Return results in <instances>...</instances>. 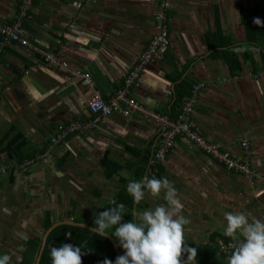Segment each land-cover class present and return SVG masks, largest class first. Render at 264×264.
<instances>
[{
	"label": "crops",
	"instance_id": "obj_1",
	"mask_svg": "<svg viewBox=\"0 0 264 264\" xmlns=\"http://www.w3.org/2000/svg\"><path fill=\"white\" fill-rule=\"evenodd\" d=\"M21 1L0 0V28L15 21ZM161 2L34 0L20 20L28 45L6 46L0 35V148L10 149L0 153L5 169L0 174V256L9 255V264L21 263L27 243L40 238L46 213L60 221L58 209L70 204L76 215L84 208L90 212L86 224L94 222L141 170L143 177L167 178L177 189L182 214L190 221L184 231L190 248L215 249L208 243L228 238L225 213L264 220V41L247 44L244 38V26L253 18L261 20L264 36V0H169L164 57L147 64L127 91L129 99L173 120L180 111V85L204 83L193 105L194 123L207 142L234 157H242L238 142L246 139L253 179L207 165V157L181 139L164 162H157L160 139L152 120L113 114L95 122L89 112L94 92L109 102L124 88L154 35ZM219 49L234 52L243 66L238 75L227 66L233 56L228 61L212 56ZM43 54L66 68L48 66ZM83 74L92 86H82ZM87 123L93 126L88 129ZM72 124L82 126L52 143ZM112 164L119 170L108 175ZM164 203L146 195L134 208L151 210ZM229 257L217 253L215 264H227Z\"/></svg>",
	"mask_w": 264,
	"mask_h": 264
},
{
	"label": "clouds",
	"instance_id": "obj_2",
	"mask_svg": "<svg viewBox=\"0 0 264 264\" xmlns=\"http://www.w3.org/2000/svg\"><path fill=\"white\" fill-rule=\"evenodd\" d=\"M253 23L262 26L258 18ZM126 190L134 205H139L146 195L165 203L151 210L133 208V219L122 223L125 206L113 200V207L96 216L92 232L113 236L124 251L115 264H196L197 249L188 247L184 236L190 221L182 214L184 206L174 185L167 178L150 179L145 175L142 180L129 182ZM224 220V235L233 242L227 264H264V220L252 217L250 222L243 212L225 213ZM21 227L26 224L22 222ZM109 229L114 232L109 234ZM83 254L81 247L71 244L51 247V264H82ZM10 260L9 255L0 256V264H9ZM103 264L113 262L105 259Z\"/></svg>",
	"mask_w": 264,
	"mask_h": 264
},
{
	"label": "built area",
	"instance_id": "obj_3",
	"mask_svg": "<svg viewBox=\"0 0 264 264\" xmlns=\"http://www.w3.org/2000/svg\"><path fill=\"white\" fill-rule=\"evenodd\" d=\"M33 1L34 0H22L20 11L15 21L10 25L2 26L0 28V35L4 45L19 44L23 47L28 45L23 36V32L20 29V20L23 17H26V13ZM169 9V0H162L158 11L154 15V35L149 40L146 49L143 51L138 61L132 65L130 72L125 77L124 88L118 90L113 100L109 102L101 98L98 92H94L87 103L89 112L96 117L95 122L101 117L105 118L113 114H119L124 117L135 114L142 116L145 120H152V122L158 127V137L160 139L159 147L154 155V159L157 162H164L169 150L175 145L176 139H181L192 143L198 150H200L207 157V165H221L226 170L232 171L251 180L256 174L251 167V152L247 140H239L238 145L242 152V157H234L228 152L221 151L217 145L207 142V140L200 134L194 121L191 120L194 115L193 105L195 103V98L200 90L205 87L204 83L193 85L191 96L184 100L181 106V111L175 120H170L168 117L153 113L147 110L143 105H140L136 101L127 97L128 88L133 86L139 80L144 67L149 63L162 61L164 57L168 47V33L165 21ZM42 57L48 66L59 65L64 69L66 68L65 64L59 63L49 54H43ZM80 77L82 78V86H92L89 75L83 74L80 75ZM81 126L82 125L76 124L70 125L66 131L53 138L52 143L60 142L68 133L80 129ZM92 126V124H86L88 129ZM4 171L5 169L0 168V174L4 173ZM231 243L233 242L217 238L214 242L208 243V245L217 249L219 254L229 256L233 251V249L229 247Z\"/></svg>",
	"mask_w": 264,
	"mask_h": 264
},
{
	"label": "trees",
	"instance_id": "obj_4",
	"mask_svg": "<svg viewBox=\"0 0 264 264\" xmlns=\"http://www.w3.org/2000/svg\"><path fill=\"white\" fill-rule=\"evenodd\" d=\"M256 18H253L251 20V24L244 26V38L247 44H255V43H261L263 42V33L260 31L261 26H257L253 23V21ZM221 37V35H219ZM224 39L221 37L217 45L222 48L224 45ZM218 53V54H217ZM213 54L212 56H219L220 58H224L227 60V58L233 56L234 61H228V68L230 69V72L232 75H238L242 70L243 66L239 63L236 56L234 55V52L231 51V53L224 51L223 49H219V51ZM261 63H262V69L264 71V53H261L260 55ZM252 70H256L255 67ZM255 72V71H254ZM193 85H188L187 83L183 82L180 87L178 88V91L182 89V92L176 93V100H177V110L181 111L180 103L185 97L191 96V90ZM179 111V113H180ZM178 113V114H179ZM177 114V115H178ZM177 117V116H176ZM175 117V119H176ZM173 119V120H175ZM193 120V116L192 119ZM8 135H6L7 137ZM17 139V136L15 137ZM171 149L169 150V152ZM9 153L10 149L5 147L0 148V153ZM168 152V153H169ZM146 160V159H145ZM113 165V164H112ZM108 175L113 174L117 170H119V167L116 165H108ZM161 166L158 168L160 169ZM112 169V170H111ZM143 177V171H139V173L136 174L134 181L142 180ZM161 179V178H160ZM126 180H123V183ZM127 186L122 185V188L118 194L115 196V201L117 204H124L125 206V213L122 219V223L130 222L132 218L131 211L134 208V204L132 201V197L127 193ZM138 206V205H136ZM68 218H73V221L76 223H85L84 220L79 218H74L72 216V211L70 210L68 213ZM54 223V221L51 219L50 214L46 213L43 219V222L41 224L42 226V235L43 233ZM88 225L94 227V222L89 223ZM109 234H112L114 232V229L108 230ZM70 234V235H69ZM111 236V235H110ZM114 241L118 244V241L115 240L113 236H111ZM224 241H231L229 238L221 237ZM40 242L41 238L36 239V241L28 242L27 243V250L24 252V259L19 264H34L36 256L38 254L39 248H40ZM63 244H71L73 246H79L81 247L82 252L84 253L82 256V264H103V261L105 259L111 260L113 264H115V259L117 258L115 251L110 244V242L105 239L104 237H101L97 234H94L90 231H87L82 228L78 227H72V226H59L56 229H54L50 235L48 236L45 244V248L43 250V253L41 255V259L39 264H51V258H50V250L51 247H60ZM193 248V247H192ZM197 249V257L199 259L200 264H215V255L218 253L217 249L209 248L208 246H197L194 247ZM121 250V248H120ZM219 254V253H218ZM222 255V254H220ZM224 256V255H223ZM14 264H17L16 262Z\"/></svg>",
	"mask_w": 264,
	"mask_h": 264
},
{
	"label": "water",
	"instance_id": "obj_5",
	"mask_svg": "<svg viewBox=\"0 0 264 264\" xmlns=\"http://www.w3.org/2000/svg\"><path fill=\"white\" fill-rule=\"evenodd\" d=\"M63 225L82 228V229H85V230L90 231V232H92V229H93L92 226H90L86 223H76L71 219L60 220V221L54 222L42 235L41 242H40V248H39V251H38V254L36 256L34 264H39L40 259H41V255H42L43 250L45 248L46 240H47L48 236L50 235V233L54 229H56L57 227L63 226ZM92 233L96 234L95 232H92ZM101 237H104L105 239H107L110 242V244L112 245L117 257L123 255L122 251L120 250L121 247H119V245L114 241V239L110 235H105V236H101Z\"/></svg>",
	"mask_w": 264,
	"mask_h": 264
},
{
	"label": "rangeland",
	"instance_id": "obj_6",
	"mask_svg": "<svg viewBox=\"0 0 264 264\" xmlns=\"http://www.w3.org/2000/svg\"><path fill=\"white\" fill-rule=\"evenodd\" d=\"M59 205L62 206L61 204H59ZM110 206L112 207V205H110ZM68 208L65 206V208H63L62 210L61 209H58V214H57V216L55 218H57L58 220H61V219H63V220H65V219H67V220L68 219H71V218H68L66 216L67 215L66 211L69 212L71 210L73 217H76V218H79V219H82V220H85V221L88 220V217L90 215V212H88V210L87 211L84 210L85 208L84 209H81L80 211H77L78 212L77 215L75 214V210L71 208L70 204L68 205ZM91 213H92V211H91ZM41 231H42V229H41ZM41 231L39 232V235H38V237L40 236V238L42 236V234H41L42 232ZM121 251H122V254L124 255V251H123L122 248H121ZM17 264H19V263H17Z\"/></svg>",
	"mask_w": 264,
	"mask_h": 264
}]
</instances>
